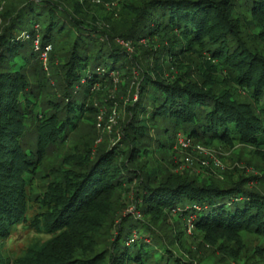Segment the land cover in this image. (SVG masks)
<instances>
[{
	"label": "trees",
	"instance_id": "16d2710c",
	"mask_svg": "<svg viewBox=\"0 0 264 264\" xmlns=\"http://www.w3.org/2000/svg\"><path fill=\"white\" fill-rule=\"evenodd\" d=\"M13 1L0 28V264H206L175 254L129 215L116 226L124 191L145 218L193 216L203 244L244 261L243 236L264 241V182L248 189L242 178L179 172L159 179L149 162L171 148L161 141L170 130L206 146L264 148V0H116L123 7L118 25L80 15L77 3ZM36 36L39 50L50 45L54 84ZM122 71L128 79L138 74V96L120 122L118 146L104 140L94 149L89 140L68 153L36 193L42 213L26 226L44 239L7 250L5 240L27 221L31 176L51 151L67 146L81 120L97 116L94 100ZM221 76L245 95L217 88Z\"/></svg>",
	"mask_w": 264,
	"mask_h": 264
},
{
	"label": "rangeland",
	"instance_id": "374dc122",
	"mask_svg": "<svg viewBox=\"0 0 264 264\" xmlns=\"http://www.w3.org/2000/svg\"><path fill=\"white\" fill-rule=\"evenodd\" d=\"M114 2L115 3H112V5L108 2L102 3L100 0H61V3L65 7H71L76 3L80 4L79 14L82 16L94 17L101 25L103 22L118 25L120 22L124 21L121 18V13L123 11L122 3L116 2V0ZM13 3V0H0V28L4 23V19L1 15L2 12L4 13L5 9ZM34 28L38 30L37 25H34ZM50 50L46 54V57L41 58L39 54L38 58L45 75L49 76L50 83L54 84L55 80L50 76L52 72L50 70L51 61L49 59ZM53 62L58 65L60 64L59 58L57 57ZM193 66L194 65L190 67V70ZM179 70V68L173 69L172 75L169 76L170 79H177L176 76ZM124 72L125 71L117 73L116 75L118 76L115 75L114 78L109 80L111 84H107L108 86L104 90H101L100 97L94 100V105L99 111L97 116H94L93 119L89 121L88 119L81 120L79 125L81 129L70 135L67 146L61 147L59 152L51 151L49 156L46 157L40 165V169L31 176L29 180L31 189L29 187L26 189V204L28 208L25 217L27 221H25L22 226H19L18 234H13V236L11 235L5 240L7 243L5 248L7 250L17 251L18 249L33 246L44 239L41 233L30 230V228H26V226L30 224L28 219H32V217L42 213L41 205L39 201L35 199L36 193H41L45 185L53 181V174L58 168H64V166H60L61 161L68 153L75 155L77 149H80L81 145L87 143L89 140H92L91 146L94 149L104 140L110 147L118 146L121 136L120 122L126 118L127 105L130 104L131 101L134 102L138 96V83L136 81L138 80V74L134 73V76L129 79L120 77ZM167 72L169 71L167 70ZM209 75L215 78L218 77L215 72H211ZM222 87L228 88L231 92L237 89V87L227 83L223 76L220 77V82L217 84V88ZM81 90H84V88L82 87ZM237 92L240 93V96L245 95L240 89H237ZM87 123L91 124L89 125ZM109 131L111 132L109 133ZM151 132H153V130H151ZM171 134L172 130L168 131V134L161 138V141H165L168 147L170 146L171 148L163 152L152 153L153 160L149 162L151 167L158 169L159 179L163 178L168 172H179L182 175L189 173L191 177H195L197 180L215 177L223 182L227 179L242 178L244 180V185L248 189L259 187L260 184L258 181L264 182V178L261 179L263 175L259 170V168L264 167V148L257 151L252 147L242 145L228 147L215 143L212 146H206L193 142L203 147L204 150L200 152L193 147L180 148L176 143L178 135L175 134L171 137ZM177 134L181 133L177 132ZM71 146L75 147V150H73ZM58 156L60 157L58 158ZM255 176L258 178L252 179V177ZM135 202L131 191L120 192L119 206L117 208L118 216L115 225L118 224L117 222H119L120 219H124V217L129 215L136 221H140V223L146 224L147 227H151L161 239L164 246H168L177 255L184 256L191 260L202 261L206 264H245L249 263L250 260L248 259L252 257L253 261L258 259L262 260L264 258V251L256 250L260 248L264 249V241L259 240L257 237L249 235L243 236L241 240L243 243L242 250L245 251L246 258L244 261L239 260L230 253H223L213 248L211 245L208 247L203 244L199 233L194 230L187 232L185 229V221L182 218L177 219L176 214L167 212L159 219L145 218L139 209L136 208ZM115 233L116 231H114L113 235H115ZM136 235V232H132L131 238L136 237ZM147 238L148 237H146V240ZM130 241L131 240L128 242ZM232 245V250L234 251L239 247L240 243ZM233 253L236 254V256L238 255L236 252Z\"/></svg>",
	"mask_w": 264,
	"mask_h": 264
},
{
	"label": "built area",
	"instance_id": "2783aa9c",
	"mask_svg": "<svg viewBox=\"0 0 264 264\" xmlns=\"http://www.w3.org/2000/svg\"><path fill=\"white\" fill-rule=\"evenodd\" d=\"M39 37L36 36L35 39L33 40V46L35 49L39 50ZM125 46H127V44H125ZM50 50V45L47 44L45 45L42 49H40V57H46V54L48 53V51ZM177 145L180 148H188V147H193L195 150L202 152L204 149L201 145L199 144H194L192 143V141L187 138L186 136L182 135V134H177ZM192 220H193V216H189L186 220H185V229L187 232H191L193 229L192 226Z\"/></svg>",
	"mask_w": 264,
	"mask_h": 264
}]
</instances>
